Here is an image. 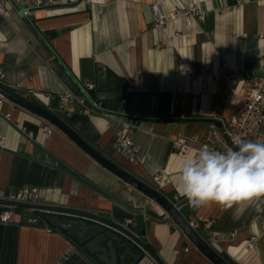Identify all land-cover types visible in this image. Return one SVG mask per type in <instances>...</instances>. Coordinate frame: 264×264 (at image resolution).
<instances>
[{
    "label": "crops",
    "instance_id": "crops-1",
    "mask_svg": "<svg viewBox=\"0 0 264 264\" xmlns=\"http://www.w3.org/2000/svg\"><path fill=\"white\" fill-rule=\"evenodd\" d=\"M8 1L7 15L0 19V84L46 109L57 106L61 91L85 95L83 87L93 84L95 89L86 94L89 103L99 104L98 112L80 113L72 107L73 114L64 121L161 195L179 194L186 200L176 183L186 157L177 154L172 140L186 136L196 145L209 132V120L226 125L237 112L241 79L231 84L213 75L226 66L229 72L258 74L264 0H51L39 8L35 0ZM155 2L166 12L196 6L204 19L188 27L179 18L155 29L150 9ZM20 10H32V15L26 19ZM189 69L199 74L191 89ZM18 84L20 89H11ZM0 99V134L6 138L0 148V199L37 187V205L92 212L117 223L133 219L132 232L165 264H213L160 206L100 166L59 129L47 139L46 120ZM130 118L137 125L136 163L115 143L122 122ZM261 132L264 137V125ZM108 197L132 210L165 217L129 214ZM181 214L200 221L198 233L206 242L213 233L221 236L209 245L230 264H264V198L242 213L235 207H193L188 202ZM33 216L30 209L19 208L14 222L0 223V264H96L64 234L28 224ZM232 233L234 238L223 239ZM132 249L143 254L138 264H157L134 245ZM132 261L126 258L128 264Z\"/></svg>",
    "mask_w": 264,
    "mask_h": 264
},
{
    "label": "built area",
    "instance_id": "built-area-1",
    "mask_svg": "<svg viewBox=\"0 0 264 264\" xmlns=\"http://www.w3.org/2000/svg\"><path fill=\"white\" fill-rule=\"evenodd\" d=\"M90 2L91 0H87ZM8 0H0V19L5 18L7 15V4ZM51 0H35L34 6L39 8L42 6L49 5ZM164 6L160 2H155L150 6L153 27L155 29H162L167 23L184 18L185 23L188 27H192L193 21L195 19L203 20V14L198 10L196 6H190L184 10H178L174 12H166L163 9ZM32 10H25L23 16L26 19L32 15ZM259 60L261 62L258 74L254 72L247 71L244 74L240 71L229 72L230 68L226 66L223 70H218L215 72L213 77L215 80L225 81L231 84H237L240 79L242 81V96L240 103L238 105L237 112L230 119V121L223 125L222 129H219L215 125H211L209 132L206 137L200 141L198 144H194L188 137L179 136L177 139L172 140V146L174 150L180 157H186L190 152H198L202 147L207 146L211 151H221L226 152L230 147L227 145L224 135H227L232 143L231 137L233 135L239 134L243 139L264 142V137L261 132V128L264 125V49L262 54H260ZM189 78V88L191 89L192 82L199 76L198 72L189 69L187 71ZM244 75V79H242ZM21 88V84L13 86L12 90H18ZM95 89L93 84H87L83 87L85 95L77 96L69 90H63L57 95V106L54 108H49L51 112L62 118L63 120L70 117L73 113L70 111L72 107H76L78 112L86 114H96L99 109V104L95 101L92 103L88 102V92ZM33 95L36 93L31 92ZM87 93V94H86ZM1 98H3L1 96ZM195 100H198L195 95ZM230 96L227 98V101ZM2 100L0 99V102ZM7 120H10V115H7ZM137 128L136 122L133 119H127L122 122L120 130L116 134V142L118 150L121 154L130 162H138V147L135 143L133 133ZM56 128L50 124L48 121L43 125V131L47 139H50L54 130ZM6 138L3 134H0V148H4ZM158 181L159 179L156 178ZM39 198V189L36 187H24L18 189L8 195L6 200L17 203L26 204H36ZM168 200L176 208L177 211L181 212L183 207H179L180 203L183 201L182 196L176 194L173 198ZM32 213L36 210L30 209ZM16 214V208L13 206H3L0 213V223L7 225L14 222ZM48 214V213H47ZM43 219L41 217L33 216L28 219V224L32 226H39ZM188 225L195 231H200L201 224L194 216L187 217L185 219ZM133 219H126L123 223L124 227L130 229L134 226ZM48 230L51 228L46 224ZM235 233L229 234L224 237L226 241L235 237ZM219 234L211 235L207 243L216 244L221 240ZM255 238L249 242L248 248L251 250L253 248ZM189 249H186L188 251Z\"/></svg>",
    "mask_w": 264,
    "mask_h": 264
},
{
    "label": "water",
    "instance_id": "water-1",
    "mask_svg": "<svg viewBox=\"0 0 264 264\" xmlns=\"http://www.w3.org/2000/svg\"><path fill=\"white\" fill-rule=\"evenodd\" d=\"M23 14L24 10H20ZM0 96L25 108L52 124L55 128L62 131L70 140H72L81 150L95 160L100 166L107 171L123 180L146 197L153 203L160 206L166 215L170 216L177 225L184 231L193 245L213 263V264H230L221 257L201 236L192 229L181 212L173 208L171 202L165 196L161 195L155 188L141 182L119 165L105 157L101 152L96 150L91 144H88L76 131L73 130L62 118L36 103L31 102L9 90L0 84ZM209 122L219 129H222L223 123L218 119L209 120ZM227 145L231 148L232 143L227 135L224 138ZM115 205L122 208L129 214L163 218L151 212L136 211L125 206L124 204L108 197ZM188 199L183 200L179 207L188 204ZM0 205L13 206L15 208L32 209L48 213L50 223L53 229L64 234L67 239L86 257L96 264H128L126 258L132 257L130 264H138L143 254H135L132 246L139 248L147 253L157 264H165L160 256L153 250L149 244L145 243L140 237L130 229L124 227L123 223H117L114 220L86 212L64 207L42 206L37 204H26L11 202L0 199Z\"/></svg>",
    "mask_w": 264,
    "mask_h": 264
},
{
    "label": "clouds",
    "instance_id": "clouds-1",
    "mask_svg": "<svg viewBox=\"0 0 264 264\" xmlns=\"http://www.w3.org/2000/svg\"><path fill=\"white\" fill-rule=\"evenodd\" d=\"M231 140L232 147L226 152L204 146L183 160L177 190L193 207L214 203L242 213L264 198V142L246 140L239 134Z\"/></svg>",
    "mask_w": 264,
    "mask_h": 264
},
{
    "label": "trees",
    "instance_id": "trees-1",
    "mask_svg": "<svg viewBox=\"0 0 264 264\" xmlns=\"http://www.w3.org/2000/svg\"><path fill=\"white\" fill-rule=\"evenodd\" d=\"M172 198V197H171ZM169 198V199H171ZM19 208H16V210H18ZM34 213L38 216H40L43 220L41 221V224L39 226H45L46 224L53 229V227L51 226V223H50V217H49V214L47 213H44V212H40V211H34ZM232 264V263H231Z\"/></svg>",
    "mask_w": 264,
    "mask_h": 264
}]
</instances>
